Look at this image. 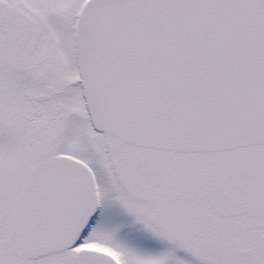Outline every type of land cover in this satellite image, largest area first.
<instances>
[{"label":"snow or ice","instance_id":"snow-or-ice-1","mask_svg":"<svg viewBox=\"0 0 264 264\" xmlns=\"http://www.w3.org/2000/svg\"><path fill=\"white\" fill-rule=\"evenodd\" d=\"M0 264H264V0H0Z\"/></svg>","mask_w":264,"mask_h":264}]
</instances>
